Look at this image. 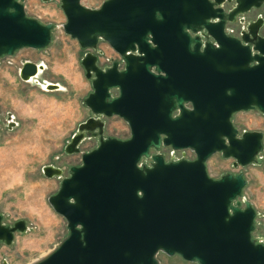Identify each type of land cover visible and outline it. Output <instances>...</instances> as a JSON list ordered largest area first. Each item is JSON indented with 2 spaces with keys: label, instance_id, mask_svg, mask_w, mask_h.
Returning <instances> with one entry per match:
<instances>
[{
  "label": "water",
  "instance_id": "95a60500",
  "mask_svg": "<svg viewBox=\"0 0 264 264\" xmlns=\"http://www.w3.org/2000/svg\"><path fill=\"white\" fill-rule=\"evenodd\" d=\"M222 1L104 0L89 8L60 0L65 34L87 50L80 63L92 86L84 99L92 116L65 146L66 154L80 153V163L65 176L59 167L42 169L48 178L62 176L48 203L68 233L30 264H159L160 252L197 264H264V243L252 236L264 214L244 196L245 175L214 178L206 165L217 153L232 167L258 164L264 148L263 132L239 133L232 122L240 111L264 114V22H247L240 37L230 36ZM23 2L0 0V58L52 40L54 24L28 16ZM262 4L235 0L234 15ZM101 41L123 68L97 65L92 51ZM43 70L24 60L18 77L38 83ZM113 116L128 125V138L104 137ZM5 121L16 126L10 112ZM86 138H97V146L81 151ZM161 145L194 158L165 161ZM150 151L151 162H141ZM2 221L0 214V244L27 229L24 220Z\"/></svg>",
  "mask_w": 264,
  "mask_h": 264
},
{
  "label": "rangeland",
  "instance_id": "374dc122",
  "mask_svg": "<svg viewBox=\"0 0 264 264\" xmlns=\"http://www.w3.org/2000/svg\"><path fill=\"white\" fill-rule=\"evenodd\" d=\"M103 1L81 0V3L97 8ZM23 3L28 16L42 23L52 22L54 29L46 48H23L11 57L0 58V214L5 224L24 220L27 226L25 232L14 234L10 245L0 244V264H30L67 235L66 221L51 208L48 197L58 190L61 177L68 174L69 167L80 163V153L66 154L65 146L79 132V124L92 116L84 105L92 86L80 63L86 50L65 34L60 0H24ZM256 17L264 22V4L247 14L246 23ZM261 31L264 34V24ZM28 59L44 65L38 83H24L18 77L21 63ZM46 80L58 83L61 89L43 90L42 83ZM9 112L22 118V127L14 130L8 127L5 119ZM233 122L239 133L259 130L264 134V114L258 110L237 112ZM103 135L124 138L129 135V128L119 117L106 118ZM97 141V138H86L79 148L91 150ZM259 156L258 164L232 167L231 159L217 153L206 165L208 174L214 178L226 172H243L247 179L244 196L257 212L264 214V148ZM46 165L61 168L62 176H45L42 169ZM263 223L264 216L257 217L252 233L262 243ZM157 258L159 264H195L163 252Z\"/></svg>",
  "mask_w": 264,
  "mask_h": 264
},
{
  "label": "flooded vegetation",
  "instance_id": "af4514ba",
  "mask_svg": "<svg viewBox=\"0 0 264 264\" xmlns=\"http://www.w3.org/2000/svg\"><path fill=\"white\" fill-rule=\"evenodd\" d=\"M234 6H235V0H223L222 4H221V7H222L223 11L227 12L229 14V17L232 19V21L230 23H228V28L229 29H227V34H229L230 36H238V37H240L242 30H245V23H246V20H247V14H249V13L255 11V10L261 9L263 7V4L260 7H257V8L252 7L247 12L242 13V14H237V15H234V11H233ZM241 16H244V17H241ZM256 19H258V18L256 17ZM213 22L217 23L218 20L215 19ZM263 24H262V26H263ZM261 29H262V27H261ZM261 33H262V31H261ZM209 41L213 42V40H211V39H209ZM102 43H103V41H102ZM118 62H119V66L118 67L119 68H123L122 60L120 59V60H118ZM107 67H110V66H107ZM115 91H116L115 89H111L110 90L111 94H113V93L115 94ZM184 105H185V103H184ZM175 114H176V112L173 113V115H175ZM113 117H117V116H113ZM233 117H234V115H233ZM108 118H111V117H108ZM232 122H233V118H232ZM233 125H234V122H233ZM107 136H114V135H107ZM129 136H130V130H129V135L127 137H124V138H121V139H126ZM115 137H117V136H115ZM118 138H120V137H118ZM150 152H151L150 153V157L149 158H143L141 160V162H144V163H150L151 162V155L156 154V152H154V151H150ZM160 152L164 156L165 161H170L172 159L176 160L178 158V156H180V155L185 157L186 154L191 153V151L187 150V149L185 150V152L172 151L171 147H166V146H163V145H161V147H160ZM185 158H187V157H185ZM263 243H264V238H263ZM188 262H190V261H188ZM192 263L197 264L196 262H192Z\"/></svg>",
  "mask_w": 264,
  "mask_h": 264
},
{
  "label": "built area",
  "instance_id": "2783aa9c",
  "mask_svg": "<svg viewBox=\"0 0 264 264\" xmlns=\"http://www.w3.org/2000/svg\"><path fill=\"white\" fill-rule=\"evenodd\" d=\"M90 50L92 51V49ZM92 52L97 57V65L103 69L106 68L107 66H111L114 61H118L121 59L120 55L117 54L112 48H110V46L106 42L103 43L100 42L98 45V50ZM180 152H185V150ZM193 158H194V154L192 152L189 153V157L187 159H193Z\"/></svg>",
  "mask_w": 264,
  "mask_h": 264
},
{
  "label": "crops",
  "instance_id": "0c3cea01",
  "mask_svg": "<svg viewBox=\"0 0 264 264\" xmlns=\"http://www.w3.org/2000/svg\"><path fill=\"white\" fill-rule=\"evenodd\" d=\"M28 60H30V59H28ZM30 61H32V60H30ZM34 62V61H33ZM22 81V80H21ZM47 81V80H46ZM24 82V81H23ZM24 83H29V82H24ZM54 91H57V90H54ZM12 114H13V116H14V120L16 121V126H14V128H12L13 130L16 128V129H18L19 127H22V125H23V121H22V118H20L19 116H17V114L16 113H14V112H11ZM253 204H255V203H253Z\"/></svg>",
  "mask_w": 264,
  "mask_h": 264
},
{
  "label": "bare ground",
  "instance_id": "6f19581e",
  "mask_svg": "<svg viewBox=\"0 0 264 264\" xmlns=\"http://www.w3.org/2000/svg\"><path fill=\"white\" fill-rule=\"evenodd\" d=\"M48 83H51V82L45 81L44 83H42V84H43V89H44V90H47V87H46V86H47Z\"/></svg>",
  "mask_w": 264,
  "mask_h": 264
}]
</instances>
